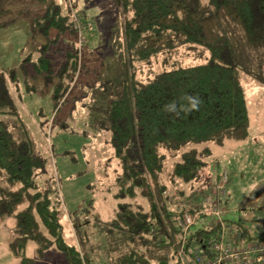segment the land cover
<instances>
[{
  "label": "trees",
  "instance_id": "trees-1",
  "mask_svg": "<svg viewBox=\"0 0 264 264\" xmlns=\"http://www.w3.org/2000/svg\"><path fill=\"white\" fill-rule=\"evenodd\" d=\"M4 1L0 0V15L10 12ZM32 1L42 5L47 0ZM119 3L130 76L118 96L107 103V118L100 124L108 131V143L114 149L107 163L117 161L120 166L114 193L118 207L101 229L89 230L91 220L86 214L80 218L68 212L66 232L61 216L67 217V213L62 212L57 191L51 196L56 188L52 177H44L43 156L16 122L10 126L4 120L3 114L17 112L14 103H8L0 92V223L6 218L13 220L15 237L10 247L20 258L15 264H35L32 257L22 254L30 241L37 243L40 256L49 248L61 251L65 257L61 264H183V260L199 264L198 258L213 259L217 264L222 255L215 247L217 241L225 239L234 248L241 244V237L254 241L237 222L213 221L191 229L199 217L214 215V205L221 208L227 182L220 187L219 180L217 200L211 198L207 203L186 199L183 193L188 184L195 189L194 183L200 182L204 188L207 159L214 153V145L249 134L248 102L239 73L242 69L249 72L256 51L264 52V0ZM10 21H0V26ZM31 25L47 40L37 49L39 58L32 62L36 72L52 82L57 106L76 78L78 53L65 43L64 48L52 45L78 28L55 1L46 4ZM187 43L201 44L210 51V59L159 72L148 81L136 78V61L150 62L160 52L177 51ZM15 73V69L8 72L12 80ZM54 76L58 80L54 81ZM253 76L264 84V77ZM186 145L191 146L180 153ZM64 154L76 160L74 151L65 150ZM186 213L195 216L190 225L184 221ZM223 225L229 226L225 235ZM92 234L98 240L92 241ZM246 256H223L221 262L238 264ZM247 258L249 264H264V253Z\"/></svg>",
  "mask_w": 264,
  "mask_h": 264
},
{
  "label": "rangeland",
  "instance_id": "rangeland-1",
  "mask_svg": "<svg viewBox=\"0 0 264 264\" xmlns=\"http://www.w3.org/2000/svg\"><path fill=\"white\" fill-rule=\"evenodd\" d=\"M52 1L70 15L76 27L82 26L81 47L79 30L67 32L59 44L52 45L64 48L65 43L70 50L77 51L76 78L56 106L52 82H47L43 73L38 74L30 62V58L37 60L41 52L29 56L31 50L47 41L42 34L35 33L31 25V18L41 10L19 12L17 9L0 15V21L11 20L0 26V92L7 96L8 103H14L17 112L16 115L5 113L3 116L10 126L16 122L29 135L36 152L43 156L44 177H52L50 180L54 181L56 188L51 196L57 191L62 212L67 213V217L64 213L61 216L66 232L68 212L80 218L86 214L91 220L87 225L89 230H97L101 229L103 222L115 216L118 207L114 193L117 188L115 175L120 166L117 161L107 163L114 149L108 143V131L100 124L107 118V103L111 97L118 96L122 83L130 76L123 16L120 3L115 0H47L42 4L43 10ZM4 6L8 7L6 1ZM73 11L78 13L73 16ZM29 36L34 37L28 41ZM210 56V51L201 44L187 43L177 51L160 52L150 62L136 61L134 74L137 79L148 81L162 71L206 63ZM249 63V72L242 69L239 77L250 101L256 94V103H250L251 133L241 139L243 141L228 139L223 144L214 145V153L207 159L204 188L200 182L194 183L195 189L191 188L193 184H188L183 197L203 203L211 198L217 200V184L228 174L227 196L221 197L219 203L223 213L199 217L191 229L194 231L213 221L242 223L241 228H247L254 236L253 243L264 244V220H261L264 217V149L260 147L264 145V126L258 125L264 122V84L253 76L264 77V52L256 51ZM13 67L16 73L12 80L8 72ZM52 79L56 81L58 76ZM257 103L258 109L255 107ZM190 146L186 145L180 153ZM254 149L257 151L252 152ZM65 150L74 151L76 160L64 154ZM14 237L12 218L2 220L0 264L19 261L10 247ZM91 240H98V236L92 234ZM22 254L32 257L35 264H61L65 260L64 254L55 248H49L40 256L38 245L33 241L28 242Z\"/></svg>",
  "mask_w": 264,
  "mask_h": 264
},
{
  "label": "built area",
  "instance_id": "built-area-1",
  "mask_svg": "<svg viewBox=\"0 0 264 264\" xmlns=\"http://www.w3.org/2000/svg\"><path fill=\"white\" fill-rule=\"evenodd\" d=\"M78 12L73 11V16H75ZM77 17V16H76ZM78 23H79V19L77 18ZM79 33V44L81 47V44L83 43L82 40V26L78 25L77 26ZM228 180V175H225L223 180L220 182V187H224L225 183ZM225 189V188H224ZM225 192V190H224ZM212 213L216 214V215H220L223 213V210L221 208H219L218 206L214 205L212 208ZM195 220V216L192 215L191 213H186L184 216V221L187 225H190L194 222ZM187 227V226H186ZM229 228V226L227 225H223L222 226V235H225L226 230ZM241 240V244L234 248L232 246V244L230 242H227L225 239L222 240L221 242H216L215 243V247L218 250H222V255H220L216 260H217V264H222L221 262V258L223 256H227L232 257V256H238L240 253H244L245 256H249V255H254V254H259V253H264V244H260V243H253V242H247L243 237L240 238ZM179 254L182 256V249L179 251ZM246 256V259L243 260V262H240L238 264H249L248 258ZM213 259H204L202 260L201 258H198V263L199 264H213ZM183 264H188V261L183 260Z\"/></svg>",
  "mask_w": 264,
  "mask_h": 264
},
{
  "label": "crops",
  "instance_id": "crops-1",
  "mask_svg": "<svg viewBox=\"0 0 264 264\" xmlns=\"http://www.w3.org/2000/svg\"><path fill=\"white\" fill-rule=\"evenodd\" d=\"M115 2L117 3V4H119V0H115ZM6 3L8 4V7H9V9H10V12H13L14 10H17L18 9V11L19 12H24V11H27V12H29V10L31 11V10H43V7H42V5L41 4H38L37 2H34V1H30V0H26V1H22V0H7L6 1ZM27 18H29V16H27ZM33 18V17H32ZM31 18V19H32ZM34 37V36H33ZM33 37H30L29 36V38L27 39L28 41H30ZM38 48H39V46H38ZM38 48H36V49H34V50H32L33 51V53H36L37 52V49ZM30 62L31 63H33L32 62V60H31V58H30ZM22 64V63H21ZM33 68H34V64H33ZM12 69H15L16 70V68L15 67H13ZM35 69V68H34ZM11 69H9V71H10ZM78 72V71H77ZM246 97H247V102H248V111H249V117H250V128H249V134L251 133V128L253 127L252 126V121H251V111H250V103L253 101V103H256V94H253V96H252V99H251V101H250V98L248 97V95H247V93H246ZM256 109H258V107H259V103H257L256 104ZM259 111V114H261V110H258ZM259 117H260V115H259ZM258 125L259 126H264V122H262V123H258ZM237 141H239V140H237ZM241 141H243V140H241ZM260 147L262 148V149H264V145H260ZM257 151V149H254V150H252V152H256ZM228 175V174H227Z\"/></svg>",
  "mask_w": 264,
  "mask_h": 264
},
{
  "label": "clouds",
  "instance_id": "clouds-1",
  "mask_svg": "<svg viewBox=\"0 0 264 264\" xmlns=\"http://www.w3.org/2000/svg\"><path fill=\"white\" fill-rule=\"evenodd\" d=\"M191 99V98H190ZM196 105H195V103H193V107H195Z\"/></svg>",
  "mask_w": 264,
  "mask_h": 264
}]
</instances>
